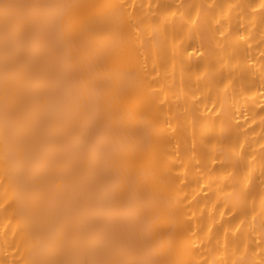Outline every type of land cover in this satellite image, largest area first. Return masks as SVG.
Masks as SVG:
<instances>
[{
	"label": "snow or ice",
	"instance_id": "1",
	"mask_svg": "<svg viewBox=\"0 0 264 264\" xmlns=\"http://www.w3.org/2000/svg\"><path fill=\"white\" fill-rule=\"evenodd\" d=\"M136 7L0 0V209L20 217L11 264H205L162 147L154 68L134 43ZM142 7L166 26L178 12L195 25L202 6L195 16L180 4ZM255 7L264 12V0ZM256 247L264 257V237ZM247 251L234 249L231 264H249Z\"/></svg>",
	"mask_w": 264,
	"mask_h": 264
},
{
	"label": "bare ground",
	"instance_id": "2",
	"mask_svg": "<svg viewBox=\"0 0 264 264\" xmlns=\"http://www.w3.org/2000/svg\"><path fill=\"white\" fill-rule=\"evenodd\" d=\"M99 2L137 6L129 9L140 33L134 43L141 61L154 68L151 87L159 94L158 102H164L159 113L162 147L174 165L173 174L183 181L176 182V195L187 197L181 201L183 219L190 218L188 226L199 237L196 243L203 242L194 258L205 264L227 259L231 264L233 250L243 251L247 243V261L259 264L264 258L256 247L264 237V12L255 6L261 0ZM148 3L180 4V11L191 10L192 16L197 9L191 6L202 7L195 25L178 12L175 23L165 26L142 7ZM2 127L0 114V131ZM228 172L234 173L233 187H224L220 180ZM129 198L134 200V194ZM10 212L0 209V264H11L21 255L14 251L20 233L14 238L13 232L20 217H10ZM219 245L226 246L217 251Z\"/></svg>",
	"mask_w": 264,
	"mask_h": 264
}]
</instances>
